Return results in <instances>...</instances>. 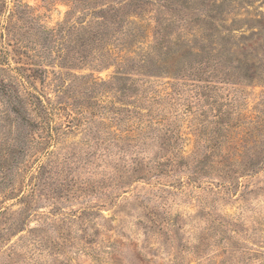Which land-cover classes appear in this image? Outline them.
Listing matches in <instances>:
<instances>
[{"label": "trees", "instance_id": "1", "mask_svg": "<svg viewBox=\"0 0 264 264\" xmlns=\"http://www.w3.org/2000/svg\"><path fill=\"white\" fill-rule=\"evenodd\" d=\"M65 1L66 18L46 28L24 0H0V246L25 232L34 250L58 255L71 242L54 239L50 228L62 237L80 226L87 239L97 209L87 198L113 199L139 180H156L163 193L181 189L168 179L183 169L190 170L188 183L215 175L231 186L257 172L264 163V99L254 113L242 104L243 84L264 85V15L252 19L245 10L239 18L254 0H224L200 24L170 0ZM234 2L240 8H225ZM227 11L235 14L231 23L219 17ZM148 18L155 25L146 41ZM86 65L114 71L98 78L80 73ZM164 75L174 80L162 90L151 78ZM182 103L183 110H172ZM180 120L197 142L191 162L178 146ZM76 130H84L90 150L68 143ZM151 142L157 151L146 156ZM78 167L111 172L98 182L68 180ZM64 190L86 204L66 211ZM33 217L41 224L31 226Z\"/></svg>", "mask_w": 264, "mask_h": 264}, {"label": "rangeland", "instance_id": "2", "mask_svg": "<svg viewBox=\"0 0 264 264\" xmlns=\"http://www.w3.org/2000/svg\"><path fill=\"white\" fill-rule=\"evenodd\" d=\"M223 1L170 0V5L173 2V6H178L183 15L188 13L193 16V21L200 24L210 19L208 14H218L219 8L214 5ZM24 2L30 5L37 21L46 28L56 27L66 18L69 9L65 0ZM225 5L227 9L231 5L240 8L238 2ZM245 10L251 11L249 17L252 19L258 18L257 12L264 15V0H254L253 5L249 6L243 4L239 11L243 15L239 18L245 19ZM234 16L231 11L219 14V17L228 20L227 23H231ZM147 20L151 27L146 31L145 40L149 41L153 39L151 33L155 20ZM176 32L173 33L174 37ZM113 71L114 67H110L94 72L91 66L86 65L80 73H94L98 78L108 79ZM132 74L134 77H141L139 71H133ZM151 79L157 81L158 88L162 90L166 87V82L174 80L171 75L153 76ZM243 87L245 92L242 106L246 104L253 113L261 109L259 103L264 99V85L243 84ZM173 109L183 110L184 104H177ZM168 110L166 106L165 111ZM168 114L173 117V113ZM177 128L183 137L178 146L191 162L197 143L195 136L190 132L186 121L177 122ZM85 137L84 130H76L67 137V141L90 150L84 143ZM151 143L145 152L146 156H153L157 151L158 143ZM189 171H177L172 179H168L175 180L176 186L181 188L179 190L162 193L157 190L156 180H139L127 192L115 193L117 195L113 199L103 200L91 195L87 198L88 202L97 209L87 222V239L82 238L80 226L73 225L74 231L71 234L66 232L62 237L57 236L55 230L50 228L49 234L54 239L71 242L65 244L60 254L52 255L49 249L34 250L35 247H31L30 242L23 240L25 232L12 234L0 246V264H264V163L256 173L234 180L232 186L231 182L221 184L222 180L213 178L215 175H202L198 182L188 183L187 174L184 173ZM110 172L109 168L101 167L88 172L78 167L71 174L74 177L70 176L68 180H86L90 177L93 182H98L107 178ZM61 178L56 177L55 180ZM181 181L186 183L182 184ZM109 191L110 189L104 188L102 194ZM60 197V204L66 211L77 210L86 204L84 198L74 197L66 190L61 192ZM11 203L17 202L10 200L6 204ZM49 204V200L41 204L45 206V212L50 210ZM17 207L15 204L14 208ZM5 217L3 215L0 218V226H3ZM34 219L35 217L31 226L41 224ZM87 240L90 243L85 244ZM84 247L85 250H79ZM11 248L16 251L13 258L8 252Z\"/></svg>", "mask_w": 264, "mask_h": 264}]
</instances>
